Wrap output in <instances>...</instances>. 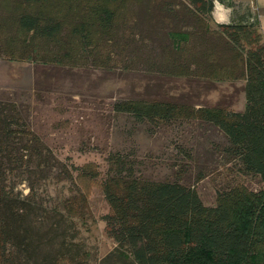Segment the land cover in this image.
<instances>
[{
  "label": "trees",
  "instance_id": "1",
  "mask_svg": "<svg viewBox=\"0 0 264 264\" xmlns=\"http://www.w3.org/2000/svg\"><path fill=\"white\" fill-rule=\"evenodd\" d=\"M21 1L31 7L16 18L21 51L43 66L123 56L190 80L195 68L214 73L224 52V80L242 81L244 107H198L195 117L217 127L225 152L264 184V35L255 12L212 29L215 0H131L132 19L124 13L130 0H64V14L53 10L58 0ZM113 109L148 133L192 116L185 102L160 93L121 98ZM104 158V169L64 162L29 126L22 103L0 99V264H264V185L229 186L206 205L181 169L159 178L135 152ZM77 178L98 181L108 204L101 220L113 246L101 256L82 234L94 219Z\"/></svg>",
  "mask_w": 264,
  "mask_h": 264
},
{
  "label": "rangeland",
  "instance_id": "2",
  "mask_svg": "<svg viewBox=\"0 0 264 264\" xmlns=\"http://www.w3.org/2000/svg\"><path fill=\"white\" fill-rule=\"evenodd\" d=\"M128 2L131 5L124 13L132 19L138 7ZM216 6L209 21L212 29L217 22L230 21L232 14L247 9L255 12L253 0H216ZM29 9L21 0H0V99L22 103L29 126L60 159L74 164L94 162L104 169L108 150L135 152L149 175L162 178L181 169L183 181L195 187L206 205H215L218 191L229 186L262 188L258 176L243 173L238 160L225 152L222 132L195 117L198 107L219 105L237 111L244 107L242 81L224 80V52L214 73L196 65L199 68L190 80L160 76L143 63L126 62L123 56L107 64L87 60L78 67L43 66L34 61L32 52L21 51L25 34L16 18ZM54 9L64 14L66 1L58 0ZM209 44L213 42L202 40L203 46ZM138 93L179 98L192 116L148 133L145 125H136L131 117L113 109L116 100ZM77 184L87 196L94 219L84 224L82 234L88 247L101 256L113 246L101 220L108 204L98 181L77 178Z\"/></svg>",
  "mask_w": 264,
  "mask_h": 264
},
{
  "label": "crops",
  "instance_id": "3",
  "mask_svg": "<svg viewBox=\"0 0 264 264\" xmlns=\"http://www.w3.org/2000/svg\"><path fill=\"white\" fill-rule=\"evenodd\" d=\"M253 4H254L255 13L258 18L259 29L262 35H264V0H253ZM217 7L218 6H216V0H215L213 14L214 11L218 9Z\"/></svg>",
  "mask_w": 264,
  "mask_h": 264
}]
</instances>
